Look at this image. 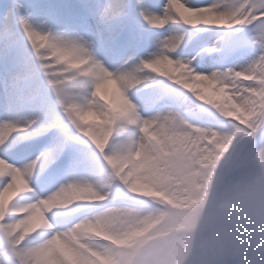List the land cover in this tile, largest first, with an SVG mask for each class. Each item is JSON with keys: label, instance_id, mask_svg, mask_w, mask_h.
Wrapping results in <instances>:
<instances>
[{"label": "clouds", "instance_id": "1", "mask_svg": "<svg viewBox=\"0 0 264 264\" xmlns=\"http://www.w3.org/2000/svg\"><path fill=\"white\" fill-rule=\"evenodd\" d=\"M177 2L170 0L165 14L157 17V25L144 19L143 9H136L147 32L166 25L170 31L148 56L126 55L118 62H109L101 41L126 21L137 0H120V13L114 11L117 0H59L50 6L52 11L34 13L33 23L57 37L61 49L43 48L37 53L52 82L49 92L54 116L63 122L69 139L78 137L105 163L104 158L117 146L151 151L154 146L144 131L145 124L162 137L176 132L196 137V129L207 128L232 136L236 141L232 148L214 160L209 155L216 151L214 144L206 145L208 152L191 157L173 144L167 163L187 197L183 211L175 216L181 228L162 247L149 251L140 264H264V0H228L224 8L218 3L207 8L171 6ZM13 4L14 0H5L0 10L7 13ZM221 14L227 17V27L210 26L209 21ZM234 34L245 36L249 54L232 63H209L206 72L202 70L196 61L208 56L210 49L218 54L219 42ZM201 36L205 38L203 47L185 55L184 50ZM172 57L176 60L168 66ZM156 60L163 62L159 72L147 67ZM181 60L183 63H177ZM54 66L58 71H53ZM112 81L135 108L138 122L115 145L98 149L82 134L81 127L87 125H80L76 113L106 112L104 93ZM211 84L215 85L213 93L226 94L222 102L204 95ZM256 92L260 93L259 109L249 119L245 113L257 103ZM236 105L243 111L237 112ZM230 112H237L239 122L229 118ZM17 171L11 167L5 171L0 162V175L11 177ZM15 191L18 196L32 189L26 180ZM16 196L7 201V208L0 204L4 213L0 220L13 212L19 217H13L7 226L16 228L14 235L27 251L46 247L57 236L70 238L85 222L109 228L104 205L67 207L72 197L60 192L35 203ZM85 243L94 248L111 247L99 239Z\"/></svg>", "mask_w": 264, "mask_h": 264}, {"label": "snow or ice", "instance_id": "2", "mask_svg": "<svg viewBox=\"0 0 264 264\" xmlns=\"http://www.w3.org/2000/svg\"><path fill=\"white\" fill-rule=\"evenodd\" d=\"M210 3H218L224 8L228 0L223 5L219 0H208L202 4L178 0L171 6L179 8L183 4L185 8H207ZM169 5L170 0H137L126 21L101 41L109 62H118L132 54L148 56L170 29L166 25L155 32H147L136 9H143L144 19L157 25L160 23L157 17L164 15ZM114 11H122L120 0H117ZM38 12L30 0H14L11 11L0 10V139L3 140L0 143V162H4L5 171L9 167L18 170L11 177L0 175V193L7 197L27 180L32 191L15 196L17 200L30 198L33 203L81 183L95 163L88 148L79 142L78 137L69 139L63 122L54 116L49 92L52 82L47 79L45 64L37 53L43 48H51L55 52L61 49L57 37L33 23V14ZM224 17L221 14V18L210 26L226 28ZM204 43V37L195 38L184 54L202 48ZM219 43L218 54L210 49L208 56L196 61L205 72L209 63H232L249 54L242 34L228 35ZM174 60L176 58L172 57L167 61L168 66ZM161 63L156 60L148 63L147 67L159 72ZM179 70L177 67L176 71ZM13 217L19 218L16 214L6 215L0 220V225H9ZM26 255L27 250L21 246L13 230L0 227V264H24Z\"/></svg>", "mask_w": 264, "mask_h": 264}, {"label": "rangeland", "instance_id": "3", "mask_svg": "<svg viewBox=\"0 0 264 264\" xmlns=\"http://www.w3.org/2000/svg\"><path fill=\"white\" fill-rule=\"evenodd\" d=\"M4 2L5 0H0V6ZM30 2L36 5L39 11L53 10L50 7L53 4L46 0ZM193 2L202 4L208 0ZM219 2L223 5L227 0ZM220 18L221 16L212 19L209 23L215 24ZM224 19L227 23V17ZM53 71H58L55 66ZM213 87L215 85L211 84L204 90V95L222 102L226 94L213 93ZM253 95L257 103L251 105L250 111L245 113L249 119H254L259 109L260 93L256 92ZM104 99L108 104L106 112L76 113L80 125H87L81 127L82 134L98 149H105L110 144L115 145L116 141L138 122L135 108L115 81L107 86ZM236 108L240 107L236 105ZM228 116L236 118L232 112ZM245 124L247 125V121ZM144 131L154 146L151 151L142 147L117 146L112 155L104 158L106 163L92 153L95 163L82 178V182L60 191V194L72 197L67 200V207L73 204L94 206L95 203L114 198L123 201L125 204L106 207L105 219L109 222V228L102 229L94 221L85 222L79 227L78 232L70 234V238L57 236L48 246L27 251L24 264H132L134 261L140 264L149 251L162 247L167 242V238H159L160 234L170 232L173 235L177 232L176 228L180 230L181 225L176 221L172 209L175 207L183 210L187 197L180 190L176 174L167 163L172 154L170 149L173 144L179 145L189 157L201 151L208 152L206 145L214 144L216 151L209 153L214 160L217 155H222L226 149L232 148L236 141L230 137L227 143L221 142L214 134L218 135L219 131L213 128L196 129L198 132L196 137L185 136L182 132L168 133L166 137H162L148 124H145ZM191 174L197 175L195 168L191 170ZM121 189L127 192V195ZM160 189L169 194L170 208L166 206L167 209H161L153 202L158 195L156 193L155 196L154 192ZM3 215L4 213L0 212V218ZM12 230L14 234L16 228ZM91 237L109 242L114 247H90L85 241H89L88 238ZM151 245L153 247L141 260L136 259L144 247L149 248ZM119 246H130L131 253L117 251L116 248Z\"/></svg>", "mask_w": 264, "mask_h": 264}, {"label": "bare ground", "instance_id": "4", "mask_svg": "<svg viewBox=\"0 0 264 264\" xmlns=\"http://www.w3.org/2000/svg\"><path fill=\"white\" fill-rule=\"evenodd\" d=\"M211 86V85H210ZM209 86V87H210ZM209 87H207V88H209ZM207 88H205L204 90H206ZM203 90V91H204ZM240 111H243L242 109H240V108H237V112H240ZM237 112H232L233 113V115H235V116H237ZM215 134V136L219 139V140H221V142H228L229 141V139H231L230 137H232V136H224V135H222L220 132L218 133V135L216 134V133H214ZM223 137V138H222ZM225 137H227V138H225ZM16 195V191H13L11 194H9L7 197H5V195L3 194V193H0V204H2V206L3 207H5V208H7V201H10V200H12V198L14 197ZM11 214H15L14 212L13 213H11ZM6 227H8V226H6Z\"/></svg>", "mask_w": 264, "mask_h": 264}]
</instances>
